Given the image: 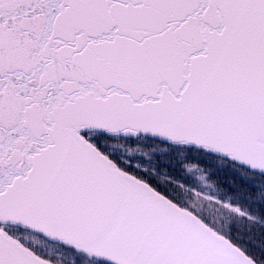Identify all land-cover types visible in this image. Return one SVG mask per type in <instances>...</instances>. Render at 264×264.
<instances>
[{"label": "snow or ice", "instance_id": "snow-or-ice-1", "mask_svg": "<svg viewBox=\"0 0 264 264\" xmlns=\"http://www.w3.org/2000/svg\"><path fill=\"white\" fill-rule=\"evenodd\" d=\"M36 235L264 264V0H0V264H53Z\"/></svg>", "mask_w": 264, "mask_h": 264}, {"label": "rangeland", "instance_id": "rangeland-1", "mask_svg": "<svg viewBox=\"0 0 264 264\" xmlns=\"http://www.w3.org/2000/svg\"><path fill=\"white\" fill-rule=\"evenodd\" d=\"M217 165L220 166V163L217 162ZM227 173V171H225ZM225 172L219 174V177H225ZM231 172H228L227 175H231ZM234 174V173H233ZM231 177V176H227ZM226 183V182H225ZM29 243L34 244L37 249L42 251H51L53 255V260L59 262V264H73V256L70 253H66L63 250L56 247L55 244L49 243L39 236H30Z\"/></svg>", "mask_w": 264, "mask_h": 264}, {"label": "trees", "instance_id": "trees-1", "mask_svg": "<svg viewBox=\"0 0 264 264\" xmlns=\"http://www.w3.org/2000/svg\"><path fill=\"white\" fill-rule=\"evenodd\" d=\"M227 174H228V172H227V173L225 172V175H224L225 177H219L220 182H221L222 184H224L225 186L228 185L229 180L236 181V180L239 179V177H237V176H236L235 174H233V173H230L231 175H227ZM227 176H231V177H227ZM225 182H226V183H225ZM53 264H59V262L53 260Z\"/></svg>", "mask_w": 264, "mask_h": 264}, {"label": "water", "instance_id": "water-1", "mask_svg": "<svg viewBox=\"0 0 264 264\" xmlns=\"http://www.w3.org/2000/svg\"><path fill=\"white\" fill-rule=\"evenodd\" d=\"M38 236V235H37ZM40 237V236H39ZM42 238V237H41ZM44 239V238H43ZM45 240V239H44ZM46 241H48V242H50V243H54L53 241H50V240H46ZM55 244V243H54Z\"/></svg>", "mask_w": 264, "mask_h": 264}]
</instances>
